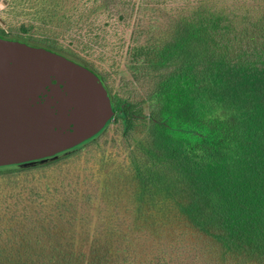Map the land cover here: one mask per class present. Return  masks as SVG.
Here are the masks:
<instances>
[{
    "label": "trees",
    "instance_id": "obj_1",
    "mask_svg": "<svg viewBox=\"0 0 264 264\" xmlns=\"http://www.w3.org/2000/svg\"><path fill=\"white\" fill-rule=\"evenodd\" d=\"M12 3L16 16L26 4L30 23L0 37L92 70L114 116L54 161L0 168V186L80 164L87 145L100 151L94 143L111 124L121 136L115 149L124 150L85 158L80 174L38 175L46 194L25 206L27 198L13 196L9 207L2 197L0 264H264V0H140L139 17L158 9L168 20L130 47L126 68L138 90L124 98L59 39L99 12L126 18L134 0ZM60 23L68 24L63 33ZM76 42L80 52L89 48ZM65 174L72 182L64 187Z\"/></svg>",
    "mask_w": 264,
    "mask_h": 264
},
{
    "label": "water",
    "instance_id": "obj_2",
    "mask_svg": "<svg viewBox=\"0 0 264 264\" xmlns=\"http://www.w3.org/2000/svg\"><path fill=\"white\" fill-rule=\"evenodd\" d=\"M113 116L92 70L0 37V168L54 161L98 135Z\"/></svg>",
    "mask_w": 264,
    "mask_h": 264
},
{
    "label": "rangeland",
    "instance_id": "obj_3",
    "mask_svg": "<svg viewBox=\"0 0 264 264\" xmlns=\"http://www.w3.org/2000/svg\"><path fill=\"white\" fill-rule=\"evenodd\" d=\"M12 1L13 0H0V29L14 38L21 24L30 23L31 16L30 14H27L29 11L25 6L26 4H19L18 7H16H22V9H24L23 15L16 16ZM77 1L79 0H76V2ZM139 1L140 0H134L136 8L132 11L131 15L128 14L124 19H119L117 15L110 18L107 17L106 14L104 15L102 12H99V16H91L88 19L85 18L78 23L79 26L77 25L73 30H69L70 32L67 31L64 38L59 39L64 45L67 43L70 45L71 43L70 48L75 52L80 53L83 59L93 65L98 75L104 79L111 96L124 98L133 89L137 88L133 81H131V75L126 68L129 49L133 46L135 40L138 41L139 44H142L146 37L150 36L149 32L152 24L159 28L158 31L163 32L168 20L167 17H165L164 12H158V9H155L153 13L146 11L144 17H139L137 15ZM166 5L168 4L161 3V7ZM170 5L174 7L172 12L177 13L179 8L176 7V4ZM67 7H69V4ZM89 24L92 26H89ZM66 27H68V24L65 25V23H60L59 28L57 29L63 33ZM137 31H140V33L138 34ZM79 39L89 47L85 48L84 52H80L79 49L81 47L78 48L76 41H79ZM120 137L118 125H109L97 140L98 143H94L99 147V152H97L94 145L90 144L84 148L83 157L80 158V164H56L55 166L43 169L44 171L38 169L16 175L15 182H12L7 186H0V199L2 197H8L9 200L7 204L9 207H13V203L15 202L12 200L13 196H21L22 198H27V200L18 207L27 205L29 201L34 198V195L37 194L38 196H41L46 194L43 186V182L46 180H41L38 175H63L67 170H77L78 172L76 171L75 174H80L81 169L84 167L85 158L89 160L90 164H92L91 162L97 158V155L100 154L102 150L104 155L120 151L122 152L124 150L123 146L120 151L119 149H115V147L120 146ZM65 175L67 176L68 174ZM65 175L58 178L59 181L64 179L62 180L64 187L72 182L69 179V176L65 178ZM48 181L50 184L54 183L56 187L61 186L58 182H51L50 179ZM57 194L64 195L62 191ZM47 197L48 195H46L45 198Z\"/></svg>",
    "mask_w": 264,
    "mask_h": 264
}]
</instances>
